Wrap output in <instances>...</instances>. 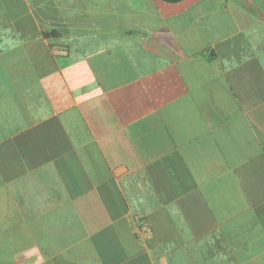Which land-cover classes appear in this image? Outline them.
I'll return each mask as SVG.
<instances>
[{"label": "crops", "instance_id": "crops-1", "mask_svg": "<svg viewBox=\"0 0 264 264\" xmlns=\"http://www.w3.org/2000/svg\"><path fill=\"white\" fill-rule=\"evenodd\" d=\"M0 264H264V0H0Z\"/></svg>", "mask_w": 264, "mask_h": 264}, {"label": "built area", "instance_id": "built-area-1", "mask_svg": "<svg viewBox=\"0 0 264 264\" xmlns=\"http://www.w3.org/2000/svg\"><path fill=\"white\" fill-rule=\"evenodd\" d=\"M136 219L139 220L138 218ZM139 232L142 236L151 235V229L144 221H140Z\"/></svg>", "mask_w": 264, "mask_h": 264}, {"label": "trees", "instance_id": "trees-1", "mask_svg": "<svg viewBox=\"0 0 264 264\" xmlns=\"http://www.w3.org/2000/svg\"><path fill=\"white\" fill-rule=\"evenodd\" d=\"M163 1L170 2V3H175V2L182 1V0H163Z\"/></svg>", "mask_w": 264, "mask_h": 264}]
</instances>
